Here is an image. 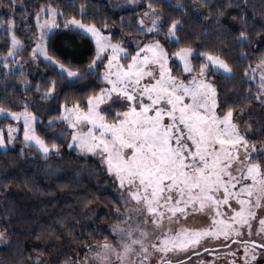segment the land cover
<instances>
[{"label": "snow or ice", "instance_id": "obj_1", "mask_svg": "<svg viewBox=\"0 0 264 264\" xmlns=\"http://www.w3.org/2000/svg\"><path fill=\"white\" fill-rule=\"evenodd\" d=\"M69 2L78 4L72 13L50 4L33 11L32 34L38 31L39 36L35 46L28 47L31 63L54 66L69 84L89 77L99 80L100 84L89 85L84 99L63 102L62 94L56 93V79L47 80L44 90L39 82L28 81L23 62L18 60L26 46L16 35V0H9V18H0V27L11 37L0 58V67L6 70L0 75L18 72L25 91L39 93L41 100H56L58 115L47 127L57 130L47 140L36 133L38 117L27 98L19 109L0 107V117L22 121L24 142L36 147L45 159L59 153L56 140L87 154L108 176L120 202L119 219L111 227L114 242L105 238L95 246L85 245L82 257L66 256L61 264H182L181 257L185 264H192L191 257L199 258L200 251L209 253L213 241L215 248L225 249L231 257L227 264H264V140L258 145L254 138L264 136V118L257 121L253 112L237 110L239 98L229 96L226 87L220 86V76L228 80L236 75L225 53H194L190 46L180 47L177 33L183 31V24L175 17L166 18L151 0L137 6L146 10L135 17V31L144 39L131 42H113L114 34L102 31L107 23L98 26L88 19L96 15L87 11L91 0ZM130 2L135 4V0ZM201 4H207L209 11L217 10L208 0ZM19 7L27 11L26 5ZM177 8L185 12V5ZM57 17L67 18L58 22ZM241 19L238 44L242 47L253 41L243 12ZM23 22L29 27L28 20ZM61 28L94 41L87 63L75 61L72 40L64 42L67 51L63 53L48 43L53 29ZM129 43L134 45L132 51ZM173 58L179 71L170 65ZM193 58L199 59L195 66ZM238 59L247 60V54L241 51ZM257 68L258 85L255 91L251 85L245 89L243 99L257 102L264 110V55ZM257 68L249 63L242 69L245 83L256 78ZM245 115L247 120L242 119ZM6 127L11 140L18 127ZM4 145L5 134L0 129V146ZM197 214L204 217V223H192ZM0 243L10 247L13 241L0 232ZM34 264H41L38 256Z\"/></svg>", "mask_w": 264, "mask_h": 264}, {"label": "trees", "instance_id": "obj_2", "mask_svg": "<svg viewBox=\"0 0 264 264\" xmlns=\"http://www.w3.org/2000/svg\"><path fill=\"white\" fill-rule=\"evenodd\" d=\"M82 2V0H81ZM148 0H143L147 4ZM158 5L157 10H163L166 18H177L183 24V31L177 33L181 38L180 47H192L194 53L210 51L213 54L225 53L235 72L232 79L219 77L221 87H226L229 96L239 98L240 107L245 112H253L254 120L264 118L257 102L245 101V89L250 85L255 91L258 85L252 80L245 83L242 69L249 63L253 68L264 55V0H208L217 10L209 11L207 4L201 0H151ZM14 10L16 19V35L26 45L24 31L34 28L33 11L43 4L45 8L51 5L54 9L72 13L78 4H70L69 0H16ZM26 5L27 11L19 7ZM185 5V12H181L177 5ZM223 8L220 9V6ZM196 8L197 11H191ZM146 8L137 7L122 11L110 8L107 0H91L89 13H95L94 20L99 26L107 23L102 29L106 34H114L113 42L123 39L131 42L133 38L144 39L138 27L136 16L142 15ZM12 11L9 0H0V18L7 20ZM222 11V14L220 12ZM248 20L247 32L252 38L251 45L238 44V32L242 27L241 13ZM74 14V13H73ZM67 17H57V21ZM80 18V17H77ZM29 21L25 27L24 20ZM123 19L124 24H121ZM131 25V27H128ZM48 43L59 52H65L64 42L72 40L76 47L73 51L75 61L87 63L92 51L93 42L87 38H78L75 33L56 29ZM208 33V35H204ZM37 34V31L35 32ZM11 37L0 27V58L4 57ZM187 41H193L187 43ZM131 44V43H129ZM128 44L132 51L134 45ZM175 48V45H166ZM241 51L247 54V60L238 57ZM22 54V51L19 52ZM24 53V52H23ZM193 65L199 63L198 58L192 59ZM174 67V62H171ZM9 67H16L10 64ZM6 70L0 67V73ZM58 69L46 66V62L38 64L37 72H26L23 76L35 85L39 82L42 90L47 87V80L56 79V93L62 94L63 102L74 99H84L89 85L100 84L95 77H89L76 84H69L60 78ZM32 99L30 110L35 111L39 121L36 123V133L46 140L55 129H48L47 122L58 115L56 100H41L39 93L25 91L23 77L16 74L0 75V107L19 109L24 99ZM242 119L247 120L245 115ZM9 122L0 119V129L6 130ZM253 128L258 126L253 123ZM47 134V135H46ZM256 143L264 140V136H256ZM22 142V141H21ZM60 145L61 156L55 158L53 153L48 159L41 158L35 148L20 144L14 149L0 147V231L5 232L8 239L13 241L10 247L0 248V264H34V258L39 257L41 264H57L65 257L75 258L81 255L85 245H94L112 239L110 225L114 212L120 208V202L115 193L107 188V176L100 171L99 165L93 159L84 158L78 152H68L66 143L55 141ZM106 185V186H105Z\"/></svg>", "mask_w": 264, "mask_h": 264}, {"label": "rangeland", "instance_id": "obj_3", "mask_svg": "<svg viewBox=\"0 0 264 264\" xmlns=\"http://www.w3.org/2000/svg\"><path fill=\"white\" fill-rule=\"evenodd\" d=\"M108 2V5L110 6V8L112 10H115V11H122V10H127V9H134V8H137L138 5L142 4L143 0H135V4L131 3L130 0H107ZM158 11V10H157ZM42 15L44 16V18H47V13H42ZM56 29H53V32L55 31ZM24 31V35L26 36V39H27V42H26V47H25V50L22 51V54L19 53V56H18V60H20L21 62H23V67H24V70L26 72H37L38 70V65L37 64H34V63H31V53H30V50H29V45H31L32 47H34V41L36 39H38V36H39V32L37 31V34H32V29L31 28H27L26 30H23ZM105 33V32H104ZM106 34V33H105ZM94 43V41H92ZM131 45V44H129ZM24 52V53H23ZM41 61H42V57L40 58ZM174 62V69L176 71H179L180 69L176 66L178 61L176 60V58H173L172 60H170V65H171V62ZM257 68V66L255 67ZM259 76H260V69L257 68V72H256V78L254 79V81L257 82L258 84V81H259ZM29 101H31L33 103V100L32 99H29ZM3 117H0V119H2ZM55 118V117H54ZM53 118V119H54ZM4 119V118H3ZM6 121L9 122V124H13V125H16L18 127V131L14 132V138L9 140L8 139V136H7V127H6V130H3L4 131V134H5V145L4 146H0L2 149H14L15 147H17L19 145V142L20 144H26V145H29L27 143L24 142V139H23V127H22V121L21 122H16L14 120H11V119H4ZM38 121H39V118H38ZM34 128H35V131H36V124L34 125ZM55 129L53 132H55L57 129L56 128H53ZM68 133H65L64 135H67ZM22 141V142H21ZM62 142V140H60ZM260 142H258L257 144L259 145ZM30 146V145H29ZM33 148L36 149V151L38 152L39 156L41 158H44L41 153L37 150L36 147L32 146ZM68 149V152H71L73 149ZM53 153H51L49 155V157L52 155ZM78 155L79 156H82L84 158H89V156L87 154H81L78 152ZM61 156V153H55L54 154V157L55 158H59ZM100 167V166H99ZM107 176V175H106ZM107 188H109L110 190H112L115 195L117 196V193H116V189L112 186L111 182L109 181L108 179V176H107ZM106 186V185H105ZM121 211H123V209H120ZM114 217L112 219V222H111V225L109 226L110 227V232H111V227L114 223H116L119 219V217L116 215V211L114 212ZM192 223L194 224H202L204 223V217L200 216L199 214L196 215V218L192 221ZM1 232V231H0ZM112 234V239L111 240H108L109 242H114L113 241V236H114V233H111ZM103 242V241H102ZM101 243V242H99ZM215 241L212 242L213 246L210 247V251L209 253L205 254L203 251H200L199 252V258H197V256H192L191 257V261H192V264H202V262L204 261H211V260H215L216 264H227V261L231 259L230 256H227L226 254V250L225 249H222V248H215L214 245H215ZM97 244V243H96ZM96 244H94L93 246H95ZM3 246H5L4 244L0 243V248H2ZM87 251V249L85 248L81 255L79 256H83L85 254V252ZM242 251V250H241ZM212 252H217L219 253L220 255L219 256H215L213 257L212 255ZM173 256H175L176 254L173 253L172 254ZM181 261H182V264H185V262L183 261L182 257H181ZM57 264H61L60 263H57Z\"/></svg>", "mask_w": 264, "mask_h": 264}]
</instances>
